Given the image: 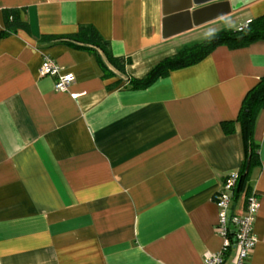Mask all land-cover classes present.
I'll return each instance as SVG.
<instances>
[{"label": "crops", "instance_id": "0c3cea01", "mask_svg": "<svg viewBox=\"0 0 264 264\" xmlns=\"http://www.w3.org/2000/svg\"><path fill=\"white\" fill-rule=\"evenodd\" d=\"M188 1L169 0L173 8ZM234 7L213 21L235 14L240 29L264 16V0ZM7 9L28 28L0 38V264H202L220 251L212 196L241 169L235 120L264 78V41L218 46L131 90L129 79L187 48L174 40L196 29L164 39L163 0H0V33ZM85 25L113 57L129 60L124 74L99 51L103 68L93 53L67 44ZM45 58L73 75L68 92L38 76ZM229 122L234 132L225 135L221 124ZM253 138L257 243L247 264H264V109ZM244 200V192L234 199V214Z\"/></svg>", "mask_w": 264, "mask_h": 264}, {"label": "trees", "instance_id": "16d2710c", "mask_svg": "<svg viewBox=\"0 0 264 264\" xmlns=\"http://www.w3.org/2000/svg\"><path fill=\"white\" fill-rule=\"evenodd\" d=\"M4 29L0 33V38L7 37L16 30H27V23L19 18L16 9H7L2 12ZM68 45L76 49H82L93 53L100 64L96 51H99L108 64L117 72L124 74L128 59L113 57L109 48V43L92 26L85 25L78 28L77 33L64 38ZM264 41V16L250 20L244 27L236 31L219 32L206 38L204 41L178 51L172 57L166 58L155 65L142 79H129L128 85L131 90H144L159 78L166 77L170 72L192 66L218 46L229 48H240L253 42ZM264 109V78L250 89L244 96L241 108L235 120L241 129L244 146V159L239 171V178L234 189V199L244 192L245 197L250 192L248 187L249 172L259 164L258 144L254 141V124L258 113ZM234 122L222 123L221 128L225 135L234 132Z\"/></svg>", "mask_w": 264, "mask_h": 264}, {"label": "built area", "instance_id": "2783aa9c", "mask_svg": "<svg viewBox=\"0 0 264 264\" xmlns=\"http://www.w3.org/2000/svg\"><path fill=\"white\" fill-rule=\"evenodd\" d=\"M38 76L54 79L55 90L59 92H68L74 82L72 74L65 73L48 58H45L39 66ZM238 178V172L227 174L221 184V189L212 196V203L218 211L215 232L221 238L222 246L217 253L205 254L202 264H247L257 243L253 226L258 210V200L254 193L250 191L245 197L244 210L241 215L232 212L233 192ZM230 252L232 257L227 262L226 255Z\"/></svg>", "mask_w": 264, "mask_h": 264}, {"label": "water", "instance_id": "95a60500", "mask_svg": "<svg viewBox=\"0 0 264 264\" xmlns=\"http://www.w3.org/2000/svg\"><path fill=\"white\" fill-rule=\"evenodd\" d=\"M182 1V0H180ZM238 0H189L176 7L170 6L169 0H163L162 37L164 39L197 28L207 22L228 15L235 10L234 3ZM207 14V19L202 16ZM186 20V24L173 31L175 23Z\"/></svg>", "mask_w": 264, "mask_h": 264}, {"label": "rangeland", "instance_id": "374dc122", "mask_svg": "<svg viewBox=\"0 0 264 264\" xmlns=\"http://www.w3.org/2000/svg\"><path fill=\"white\" fill-rule=\"evenodd\" d=\"M240 17V16H239ZM224 20L212 21L204 26L193 29L190 34L187 36L180 37L175 39V42H184V44H188L187 47H190L194 44L204 41L206 38L210 37L213 34L219 32H227V31H236L239 30V27H236V18L235 14H231L225 18Z\"/></svg>", "mask_w": 264, "mask_h": 264}]
</instances>
